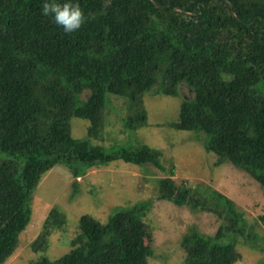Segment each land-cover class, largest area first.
<instances>
[{
    "label": "trees",
    "instance_id": "1",
    "mask_svg": "<svg viewBox=\"0 0 264 264\" xmlns=\"http://www.w3.org/2000/svg\"><path fill=\"white\" fill-rule=\"evenodd\" d=\"M78 3L85 23L66 34L42 14V0H0V264L16 250L33 190L54 166L73 180L113 161L166 173L158 150L90 143L101 134L109 95L126 100L123 128L134 131L146 123L144 94L177 97L187 86L191 98L170 126L202 134L216 165L228 161L264 190V0ZM71 118L88 121L86 139L71 137ZM196 189L172 175L156 181L154 199L225 220L213 237L194 230L182 237V264H236L235 239L255 244L256 236L231 200ZM149 208L150 201L117 207L104 223L82 215L69 252L27 264H148ZM65 226L53 207L30 247L44 251L48 235Z\"/></svg>",
    "mask_w": 264,
    "mask_h": 264
},
{
    "label": "rangeland",
    "instance_id": "2",
    "mask_svg": "<svg viewBox=\"0 0 264 264\" xmlns=\"http://www.w3.org/2000/svg\"><path fill=\"white\" fill-rule=\"evenodd\" d=\"M107 97L110 98L103 111L101 134L90 143L105 150L121 146L133 149L141 145L158 150L166 173H160L150 165L113 161L105 167L91 168L83 177L73 180L66 168L54 166L33 190L29 223L18 236L16 250L4 264H27L42 256L54 261L69 252L80 216L89 215L104 223L117 207L144 201H150L144 217L151 231L147 246L152 254L148 264H182V237L192 230L213 237L225 220L208 211L191 210L187 206L178 207L154 199L157 179L167 175H172L176 184L184 182L192 189L216 191L231 200L242 213L248 232L257 238L255 244L245 242L241 237L235 239V248L240 254L236 264H264V242L261 243L264 239V190L228 161L216 165V157L206 152L201 144L202 134L175 130L170 126L178 119L181 101L191 98L189 88L181 85L177 97L155 95L154 89L144 94L141 100L146 123L134 131L123 128L122 120L130 112L126 100ZM69 125L71 137L86 139L88 121L71 118ZM53 207L65 214L66 226L62 231L51 232L46 249L35 252L30 245L40 234L42 222ZM222 240L229 238L224 236Z\"/></svg>",
    "mask_w": 264,
    "mask_h": 264
},
{
    "label": "clouds",
    "instance_id": "3",
    "mask_svg": "<svg viewBox=\"0 0 264 264\" xmlns=\"http://www.w3.org/2000/svg\"><path fill=\"white\" fill-rule=\"evenodd\" d=\"M42 14L50 16L66 34L78 30L86 19L78 0H42Z\"/></svg>",
    "mask_w": 264,
    "mask_h": 264
}]
</instances>
